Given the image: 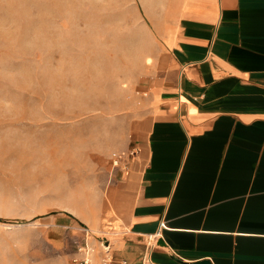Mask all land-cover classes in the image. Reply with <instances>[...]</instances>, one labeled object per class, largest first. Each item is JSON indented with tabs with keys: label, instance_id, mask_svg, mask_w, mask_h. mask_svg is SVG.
<instances>
[{
	"label": "rangeland",
	"instance_id": "374dc122",
	"mask_svg": "<svg viewBox=\"0 0 264 264\" xmlns=\"http://www.w3.org/2000/svg\"><path fill=\"white\" fill-rule=\"evenodd\" d=\"M177 2L0 0V264H69L86 231L113 239V158L170 65Z\"/></svg>",
	"mask_w": 264,
	"mask_h": 264
},
{
	"label": "crops",
	"instance_id": "0c3cea01",
	"mask_svg": "<svg viewBox=\"0 0 264 264\" xmlns=\"http://www.w3.org/2000/svg\"><path fill=\"white\" fill-rule=\"evenodd\" d=\"M164 41L112 167L113 255L264 264V0H178Z\"/></svg>",
	"mask_w": 264,
	"mask_h": 264
},
{
	"label": "built area",
	"instance_id": "2783aa9c",
	"mask_svg": "<svg viewBox=\"0 0 264 264\" xmlns=\"http://www.w3.org/2000/svg\"><path fill=\"white\" fill-rule=\"evenodd\" d=\"M134 149L128 151L132 155ZM122 159L121 154L113 158V166H118ZM86 231L83 239L77 244V250L72 255L69 264H128L125 258H115L112 252V242L106 236H95L96 243Z\"/></svg>",
	"mask_w": 264,
	"mask_h": 264
},
{
	"label": "bare ground",
	"instance_id": "6f19581e",
	"mask_svg": "<svg viewBox=\"0 0 264 264\" xmlns=\"http://www.w3.org/2000/svg\"><path fill=\"white\" fill-rule=\"evenodd\" d=\"M37 222V221H36ZM111 234V233H110Z\"/></svg>",
	"mask_w": 264,
	"mask_h": 264
}]
</instances>
